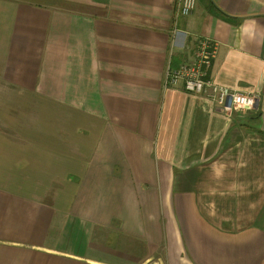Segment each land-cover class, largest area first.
I'll use <instances>...</instances> for the list:
<instances>
[{"label": "crops", "instance_id": "1", "mask_svg": "<svg viewBox=\"0 0 264 264\" xmlns=\"http://www.w3.org/2000/svg\"><path fill=\"white\" fill-rule=\"evenodd\" d=\"M0 0V264H264V0ZM217 44L223 115L167 87Z\"/></svg>", "mask_w": 264, "mask_h": 264}, {"label": "built area", "instance_id": "2", "mask_svg": "<svg viewBox=\"0 0 264 264\" xmlns=\"http://www.w3.org/2000/svg\"><path fill=\"white\" fill-rule=\"evenodd\" d=\"M196 7L197 0H179L178 14L189 17ZM217 50V44L211 40H199L193 61L181 65L177 70L169 71L165 85L167 87L181 85L185 92L205 98L223 115L255 111L259 105V96L256 92H236L209 78L208 71L217 56Z\"/></svg>", "mask_w": 264, "mask_h": 264}]
</instances>
